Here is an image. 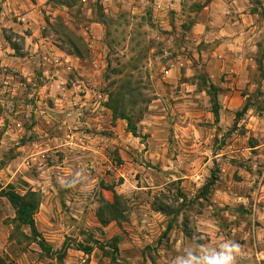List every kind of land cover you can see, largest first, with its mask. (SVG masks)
Returning a JSON list of instances; mask_svg holds the SVG:
<instances>
[{"label":"rangeland","instance_id":"1","mask_svg":"<svg viewBox=\"0 0 264 264\" xmlns=\"http://www.w3.org/2000/svg\"><path fill=\"white\" fill-rule=\"evenodd\" d=\"M44 4L42 46L0 32V264H264V0Z\"/></svg>","mask_w":264,"mask_h":264},{"label":"crops","instance_id":"2","mask_svg":"<svg viewBox=\"0 0 264 264\" xmlns=\"http://www.w3.org/2000/svg\"><path fill=\"white\" fill-rule=\"evenodd\" d=\"M45 0H3L0 3V32L3 29L12 30L15 34L23 36L35 42L34 46H38V43L43 44L46 38H43L40 34V30L44 29V25L47 24V20L43 17L45 12ZM28 32V33H27ZM38 40V41H37ZM38 42V43H37ZM7 52L13 54L12 57L15 62L14 64L17 70L22 72L29 71V64L31 61L28 56L16 55L15 47L11 46V43L3 36H0V58L3 59L1 62L2 71H7L8 61ZM32 58V57H30ZM43 58L46 59L44 56ZM4 82H0L3 84ZM10 84V82H5ZM1 88V85H0ZM3 89L6 86H2Z\"/></svg>","mask_w":264,"mask_h":264},{"label":"trees","instance_id":"3","mask_svg":"<svg viewBox=\"0 0 264 264\" xmlns=\"http://www.w3.org/2000/svg\"><path fill=\"white\" fill-rule=\"evenodd\" d=\"M59 1L61 2L62 5H65L66 7H71L72 5H74L76 0H59ZM55 32L57 31L55 30ZM108 98L109 100L106 106L112 110L115 116H118L123 120H126L128 123L129 131L136 136L137 128L134 122L132 121V119L128 117V115L122 109H120L119 105H122L121 102L116 101L115 97H113L112 94H110ZM248 106L249 105L244 106L239 116H243L249 110ZM217 110L218 109L216 108L215 114H217ZM3 194H4L3 196L6 197L9 203L12 205L15 211V220L18 222V224L27 226L31 230L33 237L35 239H38L40 235L37 232L36 224L34 220V216L37 213V210L40 205L38 193L31 191V192H27L24 195H20L12 190H9L3 192ZM110 214L114 219H117L118 217L121 216V214H119L117 207H115V209H111ZM38 244L40 245L41 248H43L47 252H50V248L47 247V245L43 240L40 239ZM77 246H78V250L84 252L85 254H89L92 250L90 247H84L81 244H78ZM115 248L116 245L114 246V249ZM65 251H66V246H63L62 252L64 253Z\"/></svg>","mask_w":264,"mask_h":264},{"label":"clouds","instance_id":"4","mask_svg":"<svg viewBox=\"0 0 264 264\" xmlns=\"http://www.w3.org/2000/svg\"><path fill=\"white\" fill-rule=\"evenodd\" d=\"M212 264H219V262L213 261Z\"/></svg>","mask_w":264,"mask_h":264},{"label":"built area","instance_id":"5","mask_svg":"<svg viewBox=\"0 0 264 264\" xmlns=\"http://www.w3.org/2000/svg\"><path fill=\"white\" fill-rule=\"evenodd\" d=\"M168 74V72H166Z\"/></svg>","mask_w":264,"mask_h":264}]
</instances>
